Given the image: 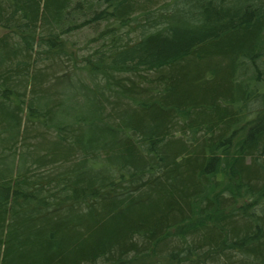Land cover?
<instances>
[{
	"label": "trees",
	"instance_id": "1",
	"mask_svg": "<svg viewBox=\"0 0 264 264\" xmlns=\"http://www.w3.org/2000/svg\"><path fill=\"white\" fill-rule=\"evenodd\" d=\"M0 264H264V0H0Z\"/></svg>",
	"mask_w": 264,
	"mask_h": 264
}]
</instances>
